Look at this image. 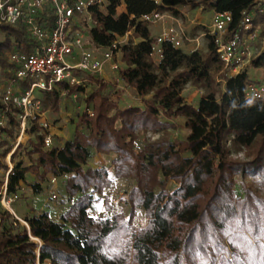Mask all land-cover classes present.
I'll return each instance as SVG.
<instances>
[{"label":"trees","instance_id":"16d2710c","mask_svg":"<svg viewBox=\"0 0 264 264\" xmlns=\"http://www.w3.org/2000/svg\"><path fill=\"white\" fill-rule=\"evenodd\" d=\"M186 1L106 0L103 12L93 10L95 23L88 37L94 48H108L127 35L118 45L122 54L118 74L123 85L141 98L142 106L120 107L99 74L76 70L84 85L59 84L53 91H41V110L57 112L61 92H76L84 94L92 116L84 109L71 138L51 148L43 145L47 131L30 120L27 147L20 141L13 149L21 109L7 105L5 126L0 127V168L8 169L3 162L7 153L12 163L6 192L18 193L27 184L37 194L48 176L65 177L69 207L58 221L45 211L26 215L22 220L27 227L0 204V264H264V98L246 97V69L228 74L207 30L205 52H185L163 42L161 57L155 61L151 56L155 39L142 16L157 12L178 17V8ZM199 3L230 14L227 35L241 27L246 15L251 17L249 30L258 28L257 18H264V4L258 0ZM121 5L124 10L118 12ZM0 31L4 87L13 74L9 53L27 52L31 40L21 24L1 25ZM249 64L264 74V49ZM218 79L223 81L221 90ZM18 84L21 89L27 86L23 80ZM187 84L203 89L195 105L181 96ZM2 90L0 109L5 107ZM176 117L183 118L187 132L173 139L168 130L175 127L171 120ZM148 133L157 137L136 150L138 135ZM231 147L247 150L246 159L231 157ZM21 149L29 164L14 161ZM92 151L112 153L113 174L134 181L127 216L89 215L93 195H100L110 183L106 168L88 166ZM28 173L36 177L33 182H27ZM236 175L242 178L241 193L236 191ZM169 181L175 185L170 190ZM138 207L147 215L142 228L133 223Z\"/></svg>","mask_w":264,"mask_h":264},{"label":"built area","instance_id":"2783aa9c","mask_svg":"<svg viewBox=\"0 0 264 264\" xmlns=\"http://www.w3.org/2000/svg\"><path fill=\"white\" fill-rule=\"evenodd\" d=\"M264 0H258V4ZM106 0H0V26L21 24L31 40L27 52L14 51L9 53L8 60L13 65V74L2 90L1 101L5 105L0 109V127L5 126L7 105L14 104L21 109L19 133L13 149L25 134L27 123L36 120L42 130L45 148L52 147L51 122L41 110L40 101L35 91H53L59 84L69 87L84 85V80L75 75V71H87L101 74L105 64L109 65L116 83L120 81L118 69L121 52L119 41L104 49L94 48L88 37L89 29L94 25L93 10L103 12ZM164 14L153 12L142 16V19L154 23L161 20ZM231 20L228 12L212 11L210 25L206 33L213 36L216 52L228 74H237L250 61L249 44L258 33V28L249 30L251 17L246 15L238 30L227 35V26ZM183 31L178 27L169 26L154 38L151 56L157 61L161 57V44L168 42L181 47ZM33 43V44H32ZM27 83L21 89L19 81ZM73 97L76 92L71 93ZM64 95V91L61 92ZM245 95L249 98L264 97V86L256 84L247 77ZM60 105V101L58 102ZM88 117L92 116L91 108H85ZM12 149V150H13ZM9 155L5 158L7 171L0 189V204L11 214V204L18 199V193L6 192L7 173L11 169ZM57 177L48 180L50 197L57 198L54 187ZM26 225V222H23ZM27 226V225H26Z\"/></svg>","mask_w":264,"mask_h":264},{"label":"rangeland","instance_id":"374dc122","mask_svg":"<svg viewBox=\"0 0 264 264\" xmlns=\"http://www.w3.org/2000/svg\"><path fill=\"white\" fill-rule=\"evenodd\" d=\"M200 0H188L186 3L178 8L180 15L178 17L172 16L169 13H164L163 19H171L170 25L173 27H178L183 31V38H182V45L181 48L185 50H197L200 52H205L206 50V41L204 39V31L208 30V27L210 25V19H211V10L204 8L201 3H199ZM122 8V7H121ZM121 8H118V12L121 10ZM104 11V9H103ZM181 12H186L187 15L185 16ZM255 14V12H252V16ZM259 17V15L257 16ZM163 19L162 21H157L154 24L149 23L150 29H155L156 27H161L160 25H163ZM259 27V33L256 37V39L249 44V46L252 48H249L250 57H253L261 47H264V18L258 19L255 23ZM3 39V33L0 31V41ZM127 40V35L119 38V42L123 43ZM118 60L121 61V57ZM247 64V63H246ZM120 65H122L120 63ZM248 66L249 65H244ZM101 74H104V77H106V80H108V84L110 85L113 97L117 100L118 105L120 107L128 106V105H140L142 106L141 98L136 95L133 89L124 86L120 82L116 83L114 80V77L112 75V71H102ZM100 74V76H101ZM106 74V75H105ZM247 77L251 80H253L256 84L260 85L261 87L264 86V74L260 68H254L251 67L249 69V73L247 74ZM219 86L218 89L221 90L223 88V81L221 79H218ZM3 87V78L0 76V93ZM88 86H85V89H87ZM203 92V89L200 88L197 85L194 84H187L184 89L181 92V96L183 99L191 103L193 105L196 104L197 98L199 95H201ZM35 94L37 96H40L39 91H35ZM264 98V97H263ZM60 105H58V110H60L62 117L56 115V112H50L45 111V117L51 122L52 127L55 125H58L64 132V135L67 137H71L72 130L74 129V123L77 119V116H79L83 110L85 109L86 105L84 103V94H76L75 97L71 95H61L60 96ZM91 108V107H89ZM57 110V111H58ZM171 122L175 125V127L170 128L168 130L169 137L171 138H183L186 134V129L183 127V118L182 117H176ZM32 138L31 134H24L21 138V143L24 148L27 147V143L29 138ZM157 137L155 134H139L136 141H135V149L140 150L144 144L148 140H153ZM63 138V137H62ZM59 140L58 138L54 137L52 140L53 146H56L58 144ZM14 146V144H13ZM246 151L245 149L236 150L235 148H230V156L233 158H237L240 160L246 159ZM9 154L7 153L3 157V162L6 164L5 158ZM113 158L112 153H98L93 152L91 153V157L88 160V166L93 168H99L104 167L109 173V179L110 183L104 187L102 193L100 195L94 194V200L88 210L89 215L92 217H110L113 214L116 213H122L125 216L129 213V202H128V196L129 192L134 186V181L127 177H117L113 174L112 167H111V159ZM22 160L24 164H29V159L26 157L23 149H21L15 156L14 161ZM10 162V159H9ZM11 166L12 163L10 162ZM6 171L4 169L0 168V178L5 176ZM51 176H48V179L42 184V191L36 195V200H31L30 198L34 194L30 187L27 184H22L21 189L18 192V199L15 200L11 204V209L14 212L13 207L17 203H23L27 205L26 203L29 202L28 206L36 204L37 207H40V205H43L44 211H46L49 215V217L52 220H55V214L53 213L54 207L57 205H61L64 203H69L64 195L63 190V179L57 177V184L54 187L57 192V198L52 199L50 197V189L52 188L48 184V180ZM36 179V177L33 174H26V180L27 182H33ZM242 178L240 175H236V191L237 193H241L239 189V181ZM245 182L249 183L251 180L248 177H245ZM256 184V183H254ZM174 183L172 181H169L166 185L167 189H172L174 187ZM27 201V202H26ZM35 206V207H36ZM58 208V207H57ZM60 209V208H59ZM16 215V214H15ZM22 219L21 217H19ZM22 223V222H21ZM133 223L135 227L142 228L147 223V215L145 211L138 207L135 212V216L133 218ZM23 224V223H22ZM37 243H39L36 240Z\"/></svg>","mask_w":264,"mask_h":264},{"label":"crops","instance_id":"0c3cea01","mask_svg":"<svg viewBox=\"0 0 264 264\" xmlns=\"http://www.w3.org/2000/svg\"><path fill=\"white\" fill-rule=\"evenodd\" d=\"M156 1H158V0H156ZM122 7V8H121ZM120 8H121V10L119 11V12H121V11H123L124 10V6L123 5H121L120 6ZM212 11L213 10H211V13H212ZM181 13H183L185 16L187 15V13L186 12H181ZM164 18V17H163ZM162 18V19H163ZM162 19L161 20H159V21H162ZM175 19H176V17H175ZM171 20V19H170ZM169 19H163V25H160L161 27H156L155 29H150V26H148V29H149V32H150V36H152L153 38H155L161 31H162V29H164V28H167V27H169V25H170V21ZM155 23V22H154ZM153 23V24H154ZM256 26H258V25H256ZM259 27V26H258ZM119 40V39H118ZM254 43V42H253ZM181 48V47H180ZM206 48V47H205ZM249 48H252V46L250 47L249 46ZM183 51H185V52H190V51H192L191 49H189V50H185V49H183V48H181ZM264 49V47H261L260 48V50L257 52V53H259L260 51H262ZM256 53V54H257ZM255 54V55H256ZM254 55V56H255ZM119 59H120V56H119ZM119 61V60H118ZM120 63L122 64V62L120 61ZM119 63V64H120ZM245 65H248V62H247V64H245ZM250 65V64H249ZM251 68V67H250ZM250 68H248V66H244V69H246V71H247V74L249 73V69ZM104 71H108V72H111V70H110V68H109V65L108 64H105V66H104V68H103V72ZM106 75V74H105ZM101 78H103V80L105 81V82H107V83H109L108 82V80H106V77H104V74H101V76H100ZM121 84H123L122 83V81L120 80L119 81ZM56 115H58V116H61L62 117V114H61V112H60V110H58L57 112H56ZM50 133L52 134V140H53V138L54 137H56V138H58V140H59V142H58V144L56 145L57 147H60L62 144H63V142L64 141H66V140H68V139H70L71 137H67V136H65L64 135V132H63V130L58 126V125H55V126H51V129H50ZM72 133H73V130H72ZM70 136H72V134L70 135ZM63 137V138H62ZM37 194H39V193H37ZM37 194H33L32 195V197L30 198L31 200H36V195ZM34 200V201H35ZM27 202V201H26ZM27 205H25V204H23V203H17L16 205H15V207H13V209H14V213L16 214V216H18V217H24V216H26V215H32V214H37V213H40V212H43L44 211V209H43V205H46V204H44L43 203V205H40V207H37L36 206V204H34V205H30V206H28V204H29V202H27L26 203ZM36 206V207H35ZM58 207V208H57ZM69 207V203H64V204H61V205H57V206H55L54 207V210H53V213L55 214V221H58L59 220V218H60V215L67 209ZM60 208V209H59ZM46 212V211H45Z\"/></svg>","mask_w":264,"mask_h":264},{"label":"water","instance_id":"95a60500","mask_svg":"<svg viewBox=\"0 0 264 264\" xmlns=\"http://www.w3.org/2000/svg\"><path fill=\"white\" fill-rule=\"evenodd\" d=\"M11 213V212H10ZM14 217L18 220V221H20V222H24L22 219H20L18 216H16V215H14ZM27 225V224H26ZM27 227H28V225H27ZM32 238V237H31ZM37 251H38V249H37Z\"/></svg>","mask_w":264,"mask_h":264}]
</instances>
